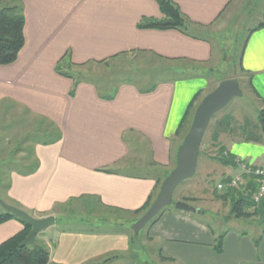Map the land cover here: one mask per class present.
Returning a JSON list of instances; mask_svg holds the SVG:
<instances>
[{
	"label": "crops",
	"instance_id": "crops-1",
	"mask_svg": "<svg viewBox=\"0 0 264 264\" xmlns=\"http://www.w3.org/2000/svg\"><path fill=\"white\" fill-rule=\"evenodd\" d=\"M22 1L26 42L16 63L0 66V104L10 102L48 119L60 128L62 139L49 146L36 144L38 170L32 175L13 173L5 203L36 219L56 215L63 208L58 206L83 197L106 209L141 210L157 191L159 178L139 174L140 162L133 160L131 145L144 141L158 168L173 164L180 143L176 134L191 102L201 92L204 99L225 81L216 80L213 73L214 63L219 65L214 43L211 38L196 40L175 30L139 29L143 18H164L156 0ZM173 1L192 23L210 29L235 0ZM124 53L163 58L158 62L171 65L173 77L157 81L153 91L122 85L108 101L90 83L80 84L76 95L70 96L74 81L56 71L68 55L74 65H84L108 62ZM241 69L250 79L249 89L260 111L264 107V29L250 35ZM219 122L208 145L225 147L241 163L264 167V139L260 143L233 139L235 132L218 127ZM209 167L224 172L223 179L241 174L239 167L220 166L206 156L202 171L210 172ZM190 194L184 198H197L196 190ZM1 212H6L2 206ZM201 214L167 208L150 225L148 239L162 263L264 264V230L225 233L219 253L216 246L223 235L208 226ZM55 227L39 238L49 247L54 264H97L114 255L121 259L111 264H137L122 256L131 248L124 232ZM23 229L17 220L0 225V245Z\"/></svg>",
	"mask_w": 264,
	"mask_h": 264
},
{
	"label": "rangeland",
	"instance_id": "rangeland-1",
	"mask_svg": "<svg viewBox=\"0 0 264 264\" xmlns=\"http://www.w3.org/2000/svg\"><path fill=\"white\" fill-rule=\"evenodd\" d=\"M263 21L264 0H235L208 30L219 56V65L217 66L215 62L213 69L216 80L237 79L240 82L243 96L234 99L227 108L213 117L202 143L199 169L195 176L179 185L174 195L175 202L183 201L199 208L202 211L200 218L219 235H225L233 230L249 234L264 230V209L263 212H259L257 208L249 209L246 212L247 215L240 218L235 217L232 214V201L221 198L228 190H218V185L225 180L223 179L224 172L220 169L214 171L209 167L211 171L207 174L202 169L206 156L213 158L219 152V149H212L208 144L216 123L220 119L228 117L232 126L231 131L235 132L233 139L236 140L244 139L242 132L244 125L251 130L257 129L259 105L255 102L257 101L255 96L250 92L249 78L241 69L240 57L250 31ZM170 66L167 63L158 62L149 55L131 54L110 60L102 65L72 67L69 72L78 79L95 84L104 94H110L116 88L129 83L137 84L142 88H150L157 81L170 79L173 77ZM47 127L48 125L42 119L21 107L10 102L0 104V201H7L13 173L30 175L36 173V171L32 173L38 164L35 146L45 139ZM179 141H174V148ZM131 153L133 160L140 162L141 172L139 174L141 176L162 179L176 167L174 162L167 169L150 167L152 161L150 150L141 140L131 145ZM216 164L212 163L211 166H217ZM202 182L203 184L200 185ZM197 185L200 186L195 189ZM194 190H196V199L184 198L191 195V192L194 193ZM239 190L243 192V187ZM168 208L174 209L175 207L172 205ZM58 211L52 216L56 219L54 226L59 230H88L99 227L105 232H124L131 240V248L122 256L137 264H164L148 239L150 225L145 227L139 235L133 231L140 215L112 208H102L90 197L72 199L68 206L59 208ZM78 224H84V226Z\"/></svg>",
	"mask_w": 264,
	"mask_h": 264
},
{
	"label": "trees",
	"instance_id": "trees-1",
	"mask_svg": "<svg viewBox=\"0 0 264 264\" xmlns=\"http://www.w3.org/2000/svg\"><path fill=\"white\" fill-rule=\"evenodd\" d=\"M156 2L158 3L162 11V14L164 15V18L161 20L143 18L138 25L139 29L175 30L181 32L182 34L188 37L201 41H208L209 38H211V33L208 32L209 28L198 26L192 23L188 19V17H186V15L182 13L179 6L176 3H174L173 0H156ZM25 27H26V17H25V8L23 1L0 0V66H10L18 61L20 53L22 52L26 42ZM259 29H264V21L250 31V34L245 41L244 49L246 48L250 35L254 31H257ZM139 54L148 55L143 53H139ZM126 55H131V54L124 53L119 56H116V58L123 57ZM242 55L240 57L241 68H242ZM153 57L156 60H161V61L164 60L163 58H160L158 56H153ZM104 63H106V61L92 62L90 64H84V65H74L73 63H71L70 56L68 55L58 63L56 67V71L61 76L69 78L74 81L73 88L70 92V96L74 97L76 95L79 85L82 83H89V82L83 79H78L75 75L69 72V70L72 67L82 68L88 65H93V64L102 65ZM248 83H250V79ZM129 85H137V84L129 83ZM119 88H116L110 94H104L97 87L102 98L108 101H111L116 97ZM150 88H151L150 91H153L155 89V86H152ZM202 93L203 92L199 93L191 102L187 110V113L176 134L177 137L180 138L179 147L183 143L186 135L188 134L191 128L197 107L203 100ZM43 122L48 125L47 127L48 129L45 131V135H46L45 139L42 140L40 143L45 146L54 145L58 143L62 139V131L60 130V128L57 127L53 122L49 121L48 119H44ZM217 125L218 127H222V128L224 127L225 129L232 128L231 123L228 121V119L226 121H220ZM256 128L257 129L251 130L247 128L246 125L242 127L243 130L242 132L244 133L242 134L246 142L260 143L264 139V107L258 113V126ZM178 149L175 152L174 163H176ZM212 159H214L224 167H231V168L239 167L236 158L233 155H231L230 152L225 147L219 148V152L217 153V156L213 157ZM150 167H157V165L153 161H151ZM38 168H39V163L36 165V168L32 171V173L37 171ZM171 172H169L162 179L159 178L157 180V191L150 196L144 208L138 210L134 214L143 216L151 208V206L154 204L160 193L161 186L164 180L171 174ZM227 179H225L224 181H226ZM256 189H257L256 185L253 184L252 180H250L248 181V186L245 189H243V192L235 189L228 190L227 193L221 198L224 200L230 199L232 201L233 203L232 214L235 217L240 218L247 215L246 212L249 209L257 208L259 212H263L264 201L259 206H256L252 201V195L253 193H255ZM69 204L70 203L66 204L65 206H68ZM59 207H64V205L58 206V208ZM173 210H175L176 212H180L177 211L175 208ZM164 211L160 215H158L149 225L154 224L158 220V218L164 213ZM191 215H198V214H191ZM11 220H17L21 222L24 226V229L18 235L14 236L13 238L9 239L8 241L0 245V264H54L51 261V251L49 247L46 244L40 242L39 240V237L43 235V233H40L37 236L34 245L24 246L23 243L31 234L32 227L11 213L8 212L0 213V225H3ZM88 231L92 233L103 232L99 227L90 228L88 229ZM223 241H224V235L219 238L216 246V250L219 253L223 251ZM120 259L121 257L119 255H114L106 258L105 260L97 264H111L114 261Z\"/></svg>",
	"mask_w": 264,
	"mask_h": 264
},
{
	"label": "water",
	"instance_id": "water-1",
	"mask_svg": "<svg viewBox=\"0 0 264 264\" xmlns=\"http://www.w3.org/2000/svg\"><path fill=\"white\" fill-rule=\"evenodd\" d=\"M242 96L243 91L239 81L229 79L222 81L214 91L204 97L195 111L191 128L178 149L176 167L164 180L154 204L133 227L136 235H139L158 215L172 205L177 211L183 213L200 214L202 212L186 202H175V192L180 184L195 176L202 143L213 117L227 108L234 99ZM0 204L6 212L15 215L32 227L31 234L23 243L24 246L34 245L40 233L45 232L56 224V219L53 216L36 219L27 212L10 206L3 201H0Z\"/></svg>",
	"mask_w": 264,
	"mask_h": 264
},
{
	"label": "built area",
	"instance_id": "built-area-1",
	"mask_svg": "<svg viewBox=\"0 0 264 264\" xmlns=\"http://www.w3.org/2000/svg\"><path fill=\"white\" fill-rule=\"evenodd\" d=\"M241 174L235 178L227 179L218 185L219 191L239 190L248 186V181L252 180L256 185V191L252 195V201L259 206L264 201V167H254L237 161Z\"/></svg>",
	"mask_w": 264,
	"mask_h": 264
}]
</instances>
